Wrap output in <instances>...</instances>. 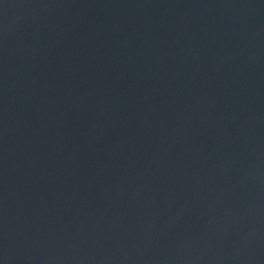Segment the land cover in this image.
<instances>
[{"label":"water","instance_id":"1","mask_svg":"<svg viewBox=\"0 0 264 264\" xmlns=\"http://www.w3.org/2000/svg\"><path fill=\"white\" fill-rule=\"evenodd\" d=\"M0 264H264V0H0Z\"/></svg>","mask_w":264,"mask_h":264}]
</instances>
